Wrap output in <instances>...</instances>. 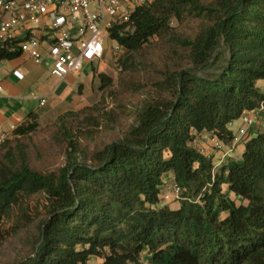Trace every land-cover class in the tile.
Wrapping results in <instances>:
<instances>
[{
	"label": "trees",
	"instance_id": "1",
	"mask_svg": "<svg viewBox=\"0 0 264 264\" xmlns=\"http://www.w3.org/2000/svg\"><path fill=\"white\" fill-rule=\"evenodd\" d=\"M110 37L119 76L98 74L99 102L39 144L29 114L0 148V220L15 218L0 264H264V130L219 166L197 147L203 134L230 146L264 106V0H154ZM20 54L0 43V63Z\"/></svg>",
	"mask_w": 264,
	"mask_h": 264
},
{
	"label": "built area",
	"instance_id": "2",
	"mask_svg": "<svg viewBox=\"0 0 264 264\" xmlns=\"http://www.w3.org/2000/svg\"><path fill=\"white\" fill-rule=\"evenodd\" d=\"M154 0H0V43L19 40V51L41 62V50L48 46L52 60V75L59 80L70 74H79L85 64L102 60L111 39L110 30L116 25L130 22L133 13ZM112 40V39H111ZM117 44V43H116ZM114 55L119 52L117 46ZM20 80L23 75L14 72ZM3 88L0 85V95ZM45 101L41 102L44 105ZM264 106L241 117L243 127L230 146L215 135L206 134V146L200 153L210 157L209 150L222 155L221 162L232 156L241 141L250 137L249 130L258 122ZM11 136L0 130V148ZM210 148V149H209ZM173 184L172 193L162 195V203L171 206L184 200ZM4 220H0V230Z\"/></svg>",
	"mask_w": 264,
	"mask_h": 264
},
{
	"label": "crops",
	"instance_id": "3",
	"mask_svg": "<svg viewBox=\"0 0 264 264\" xmlns=\"http://www.w3.org/2000/svg\"><path fill=\"white\" fill-rule=\"evenodd\" d=\"M24 36L18 32L16 39L21 40ZM107 53L108 50L102 60L84 65L79 74H70L62 80L51 73L53 63L46 45L40 52L39 64L25 53L0 63V85L3 88L0 95V130L11 136L29 114H37L40 120H44L92 105L97 98L98 74L105 73L104 69L101 70L105 64L110 65V58L109 61L105 59ZM14 72H20L23 79L17 78ZM42 101H45L44 105H41ZM251 129L252 132L263 131L264 118ZM206 136L203 134L198 138L197 146L203 144ZM244 149L245 146L241 144L236 152L240 155ZM233 155L230 157L234 158ZM172 183V176H167L162 187L163 194L168 192Z\"/></svg>",
	"mask_w": 264,
	"mask_h": 264
},
{
	"label": "rangeland",
	"instance_id": "4",
	"mask_svg": "<svg viewBox=\"0 0 264 264\" xmlns=\"http://www.w3.org/2000/svg\"><path fill=\"white\" fill-rule=\"evenodd\" d=\"M107 46H108L107 47L108 53H107L105 59L109 61V58H110V61H109L110 65L105 64V66L107 65L108 67L106 68L104 66L103 68H101V70L104 69V72L105 73H103V74H105V75L113 78L115 80V82H117L118 81V76H119V71H118L119 69H118V67L116 65V62H115L116 61L115 60V57L116 56L114 55V51H113L117 47V44H116L115 41L109 39L107 41ZM257 85H258V88L262 92H264V81L263 80L259 81ZM99 100H100V95L97 94L96 101L99 102ZM142 100H143V97L140 95V96H136L135 103L133 105L132 104L129 105L128 104V101L125 102V105H128L127 106L128 107L127 110H130L129 108L135 107L136 106V103L138 101H142ZM132 103H133V101H132ZM114 105L115 104L113 103V101H111L110 97H108L107 102L104 103V106L103 107L104 108H108V109H113V108H115ZM55 121H56V117L51 118V119H44V120H40L39 119L40 127H39L38 132L33 136V140L36 141L38 144L41 143V142H43V141L46 142L48 140V137H49L51 128L54 126L53 124L55 123ZM130 124H131V121L127 120L126 121V127L127 126H130ZM242 127H243V124H242V121L241 120H237V121L234 122L232 129L234 130L236 136L239 135V130ZM250 132L252 133L251 129L249 130V133ZM112 138L107 139V137H105V136H103V134H101L99 136V141L97 142V145L99 146V145H103L106 142H110ZM206 145H207V143L205 141H203V144H201L200 146H197V147L201 148V146L204 147ZM240 145L236 148V150L234 152V155H235V156L233 155L234 158L240 156L236 152L238 150V148L240 147ZM209 153L211 154V156L214 157V161L217 164V166H219V164L221 162L222 155H220L217 152H213L212 150H209ZM167 184H169V183H167ZM172 188H173V185L170 184V189L168 190L167 193H172ZM41 203L44 204V200H42ZM40 212L44 214L45 210L41 207ZM14 222H15V218L14 217H12V218H10L8 220H4L3 226L1 228V234H2V236H5L6 237L7 235L8 236L11 235L9 237L13 239V234H12L13 231L12 230H13ZM101 262H102V260H97V263H101Z\"/></svg>",
	"mask_w": 264,
	"mask_h": 264
}]
</instances>
